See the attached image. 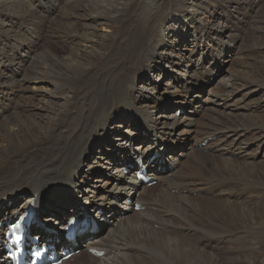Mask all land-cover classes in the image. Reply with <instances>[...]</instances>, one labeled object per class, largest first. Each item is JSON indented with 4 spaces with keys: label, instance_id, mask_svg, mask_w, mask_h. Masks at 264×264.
<instances>
[{
    "label": "bare ground",
    "instance_id": "bare-ground-1",
    "mask_svg": "<svg viewBox=\"0 0 264 264\" xmlns=\"http://www.w3.org/2000/svg\"><path fill=\"white\" fill-rule=\"evenodd\" d=\"M258 19L264 23L263 5L254 0H0V231L33 200L53 230L34 227L43 237L57 235L79 207L105 223L71 243L81 242L79 256L89 248L102 256L74 254L61 264H259ZM249 20L257 39L241 53V68L229 65L225 79H215ZM161 75L162 91L145 81ZM169 98L176 107L166 111ZM207 98L206 117L184 115ZM163 147L169 177L150 161V151ZM133 158L160 184L140 187L132 169L124 173ZM135 193L137 212L124 201ZM223 243L226 250L214 248Z\"/></svg>",
    "mask_w": 264,
    "mask_h": 264
},
{
    "label": "rangeland",
    "instance_id": "rangeland-1",
    "mask_svg": "<svg viewBox=\"0 0 264 264\" xmlns=\"http://www.w3.org/2000/svg\"><path fill=\"white\" fill-rule=\"evenodd\" d=\"M255 1V3H259L260 5H263V11H264V0H254ZM262 3V4H261ZM262 15H260L258 18L259 19H262L263 18V16L261 17ZM258 19V21H257V23H258V25H259V23H261V25H259V26H261L260 28H262L263 27V29L262 30H264V23L262 22V21H260ZM253 22V23H252ZM263 23V24H262ZM253 25V26H252ZM257 25V24H256ZM257 25V26H258ZM243 26V28L239 31V35L240 36H244V39H242V42H241V44H239L238 42H237V46L235 45V48L234 49H232L231 50V52L227 55V58L229 59V62L227 61H225V59H223V64H222V67L221 68H219L218 69V71H216V73H215V79L216 78H223V79H225V73H226V71H227V67L229 66V65H232V66H237L236 68H241V66H239V64H241L242 63V56H240L241 55V53L244 51V50H247V49H250L251 48V46H252V44H253V42H255L256 41V39L257 38H254V36H256V34L255 33H252V28H255L254 26H255V22H254V20H249L248 22H246V24H244V25H242ZM241 32V33H240ZM246 33V34H245ZM238 38V37H237ZM261 39H264L263 37L261 38ZM191 40V39H190ZM244 44V45H243ZM187 46V45H186ZM186 49L188 50L189 49V47H186ZM242 49V50H241ZM231 61H232V63H231ZM145 81H147L148 83H155V84H157L158 85V87H159V91H162L163 89H164V87H165V83H166V81H167V76L166 75H161L160 77H159V79L155 76H150V77H147L146 78V80ZM136 85H138V83H136ZM211 85H212V82H208V85H207V87H206V91L207 92H202V95L204 96V98H206L205 96L207 95V93L208 92H211V89H210V87H211ZM191 89H192V91L193 92H195L196 90V88L195 87H191ZM244 91L245 90H248V88H245V89H243ZM255 95V94H254ZM253 96V95H252ZM258 96H261L260 94H256V96L254 97V98H257ZM213 105H212V103L210 102V101H208V98L206 99V102H201V104H199L196 108H195V110H189V111H186L185 109H184V115H186L187 117H190V118H192V119H195L196 121H199V120H201L202 118H204V117H206V114L209 112V113H211L212 111H213V107H212ZM164 107H165V109H167L166 111H168L169 109H172V108H174V107H176V106H174V104H172V99L171 98H169L168 100H166V102L164 103ZM210 107V108H209ZM212 107V108H211ZM182 110V109H181ZM176 111V110H175ZM182 113H183V110H182ZM201 116V117H200ZM197 118H199V119H197ZM190 126V128H191V130L193 129H196V131H197V128H198V126H197V124H190L189 125ZM136 129H137V127H136ZM140 133H142L141 131H140ZM196 133H195V131L192 133V132H188V134L186 135L187 136V138L184 140V144H182L179 148H181V147H187L188 146V144L191 142L190 140L192 139V141H193V138L196 136L195 135ZM176 145V144H175ZM128 152H129V150H127V154H128ZM166 155H167V152H166ZM161 169H163V171H162V174L164 175V176H170L169 174V170L167 169V168H165L164 166H161L160 167ZM158 181V180H157ZM111 182H113V181H111ZM48 184V182H46L45 184H43L42 186L44 187V186H46ZM160 183H158L157 184V182H156V184L155 185H159ZM155 185H153V186H155ZM164 185V184H163ZM152 187V186H151ZM177 193V192H176ZM54 198V196L52 195L51 196V199H53ZM138 211V210H137ZM136 211V212H137ZM41 216H43V215H41ZM105 223L102 221V223H101V225H100V227H102L103 225H104ZM198 224H200V223H198ZM212 226H214L215 227V229L217 228V226L216 225H213V224H211ZM106 226L104 227V228H102L101 230H102V232L104 233V231H106ZM263 231V232H262ZM261 231V239L262 238H264V230H262ZM124 233V232H123ZM166 233H167V231H166ZM122 234V233H121ZM121 234H118V235H120V236H117V237H120L119 239H123V237L121 236ZM263 242V243H262ZM262 242H261V244H262V246H264L263 244H264V240H262ZM226 245V246H225ZM78 248H80V250H83L84 249V247L83 246H81V242H79V244H78V246H77ZM227 247H228V245H227V243H223V244H218V245H215L214 246V248L215 249H218V250H226L227 249ZM244 247H248V245H245ZM244 252L246 253L247 251H246V249L244 250ZM80 254V253H79ZM88 255V254H87ZM242 255V254H241ZM86 256V255H85ZM78 257L79 258H83V259H85V257H83V256H79L78 255ZM263 259H264V252L262 253V255L260 256V258L258 259V262L257 263H259V264H263ZM226 260H228L227 258H225V261ZM224 261V263L225 264H233L234 262H228V261H226L225 262Z\"/></svg>",
    "mask_w": 264,
    "mask_h": 264
}]
</instances>
